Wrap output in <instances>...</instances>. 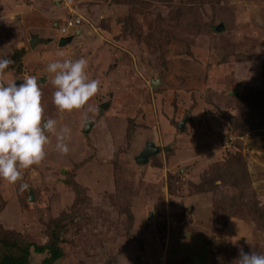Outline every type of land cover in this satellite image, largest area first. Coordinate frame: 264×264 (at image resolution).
<instances>
[{
    "label": "rangeland",
    "instance_id": "rangeland-1",
    "mask_svg": "<svg viewBox=\"0 0 264 264\" xmlns=\"http://www.w3.org/2000/svg\"><path fill=\"white\" fill-rule=\"evenodd\" d=\"M47 1L31 46L15 11L42 0H0V240L54 242L55 264H264V0Z\"/></svg>",
    "mask_w": 264,
    "mask_h": 264
},
{
    "label": "trees",
    "instance_id": "trees-1",
    "mask_svg": "<svg viewBox=\"0 0 264 264\" xmlns=\"http://www.w3.org/2000/svg\"><path fill=\"white\" fill-rule=\"evenodd\" d=\"M175 10V9H174ZM162 17H159L158 19L155 18V20L158 22L159 19H161ZM29 19H33V18H29ZM22 25V24H21ZM15 29H18L17 27ZM20 30V28H19ZM16 30L15 33L17 36L18 34H20L18 31ZM21 35V34H20ZM22 36V35H21ZM20 52V55H18V59L20 60V57H22V54H24V52ZM20 62V61H19ZM17 70H20V68H18ZM263 96L260 100L256 98V102L254 103L253 101H249V106H255L258 107V112L260 113V115L264 116V91L263 94L261 95ZM249 109V112L252 114L249 115H255L256 113H254V109ZM203 177H201V179L205 178L207 180L210 179L211 176H209L208 174L203 173L202 174ZM169 179H172V176H169ZM200 184V183H199ZM198 184V186H199ZM202 184V182H201ZM202 186V185H201ZM196 193L198 194H203L204 190H199ZM255 221V220H253ZM203 249L205 251V254L207 253V248H209V244L208 241L204 240L203 241ZM59 246H57V244H54V242L50 243V244H46L43 246H39L36 245L34 243L31 242H27L26 240L23 241V239L21 238V235L18 234L17 232L14 234H10V237H3L2 240H0V264H29L30 263V255L32 254V252L37 253V254H43L45 251L47 252V255L44 256L40 262V264H55V262L61 257V249L58 248ZM223 252V249L219 248V252ZM216 252V251H214ZM217 252V256L219 257V259L221 258V253ZM143 254V252H142ZM223 261V262H222ZM193 260L190 261V264H193ZM107 264H113L112 262H108ZM130 264H145V261L142 259L141 253H139L136 257H134V259L131 261ZM218 264H232L229 262H225L224 260H221ZM241 264H248V262L245 260V263H241Z\"/></svg>",
    "mask_w": 264,
    "mask_h": 264
},
{
    "label": "crops",
    "instance_id": "crops-1",
    "mask_svg": "<svg viewBox=\"0 0 264 264\" xmlns=\"http://www.w3.org/2000/svg\"><path fill=\"white\" fill-rule=\"evenodd\" d=\"M18 10L15 11V14L18 15V21H15V26L17 27L18 24H22V27H28L27 29L29 31H25L27 34L29 32V43L30 41H36L33 46H35L37 43H40L42 41L41 37V31L43 34L45 33V29H47L46 25L48 20L47 17L49 18L47 13H50L49 11L52 10L51 3L48 2L47 0H42V2L39 3L37 7L29 6L26 8L25 5H22V8H17ZM33 18L32 20L29 18ZM21 30V29H20ZM41 39H40V38ZM39 39V40H38ZM31 45V44H30ZM32 46V45H31Z\"/></svg>",
    "mask_w": 264,
    "mask_h": 264
},
{
    "label": "water",
    "instance_id": "water-1",
    "mask_svg": "<svg viewBox=\"0 0 264 264\" xmlns=\"http://www.w3.org/2000/svg\"><path fill=\"white\" fill-rule=\"evenodd\" d=\"M220 27H221V25H220ZM71 37H72V35H69V36H67V37H61V38H59V44L61 45H63V44H65V42H67V41H69L70 39H71ZM39 40V39H38ZM36 41H30V44L33 46V44L35 43ZM15 88H16V85H15ZM12 89H13V86L9 89V90H7V91H9V92H11L12 91ZM183 125H184V123L183 122H180V123H178V126H179V128H183ZM154 149H153V145L151 144V143H146L145 144V147H144V149L139 153V155L136 157V162L137 163H140V164H143V163H145V162H147L148 161V157H149V155H151V154H153L154 153Z\"/></svg>",
    "mask_w": 264,
    "mask_h": 264
},
{
    "label": "built area",
    "instance_id": "built-area-1",
    "mask_svg": "<svg viewBox=\"0 0 264 264\" xmlns=\"http://www.w3.org/2000/svg\"><path fill=\"white\" fill-rule=\"evenodd\" d=\"M73 22H76L77 24L79 23V18L78 17H73L65 20V22L61 25L60 30L62 32H66L67 28L73 27Z\"/></svg>",
    "mask_w": 264,
    "mask_h": 264
},
{
    "label": "clouds",
    "instance_id": "clouds-1",
    "mask_svg": "<svg viewBox=\"0 0 264 264\" xmlns=\"http://www.w3.org/2000/svg\"><path fill=\"white\" fill-rule=\"evenodd\" d=\"M70 18H73V17H70ZM67 19H69V18H67ZM67 19H65V20H67ZM65 20L62 23H60V24H56L57 25V29L58 28L60 29L61 25L65 22Z\"/></svg>",
    "mask_w": 264,
    "mask_h": 264
},
{
    "label": "flooded vegetation",
    "instance_id": "flooded-vegetation-1",
    "mask_svg": "<svg viewBox=\"0 0 264 264\" xmlns=\"http://www.w3.org/2000/svg\"><path fill=\"white\" fill-rule=\"evenodd\" d=\"M61 36H62V34H61ZM61 36L59 37V38H61ZM40 38V37H39ZM41 39V38H40ZM43 40V39H42Z\"/></svg>",
    "mask_w": 264,
    "mask_h": 264
},
{
    "label": "bare ground",
    "instance_id": "bare-ground-1",
    "mask_svg": "<svg viewBox=\"0 0 264 264\" xmlns=\"http://www.w3.org/2000/svg\"><path fill=\"white\" fill-rule=\"evenodd\" d=\"M155 83V82H154Z\"/></svg>",
    "mask_w": 264,
    "mask_h": 264
}]
</instances>
